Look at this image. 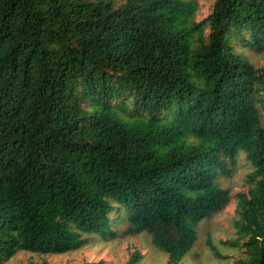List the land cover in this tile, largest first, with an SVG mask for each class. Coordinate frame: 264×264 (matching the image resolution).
I'll use <instances>...</instances> for the list:
<instances>
[{
    "label": "trees",
    "instance_id": "16d2710c",
    "mask_svg": "<svg viewBox=\"0 0 264 264\" xmlns=\"http://www.w3.org/2000/svg\"><path fill=\"white\" fill-rule=\"evenodd\" d=\"M211 1L0 0V264L143 231L178 264L240 154L264 264V0Z\"/></svg>",
    "mask_w": 264,
    "mask_h": 264
},
{
    "label": "rangeland",
    "instance_id": "374dc122",
    "mask_svg": "<svg viewBox=\"0 0 264 264\" xmlns=\"http://www.w3.org/2000/svg\"><path fill=\"white\" fill-rule=\"evenodd\" d=\"M198 9L196 20L205 18L211 7V0H196ZM251 60L257 66H264V54L253 55ZM251 168L242 154L236 164L230 167V174L220 176L221 187L230 192V201L209 218L202 219L196 228L197 239L178 264H235L245 257L240 237L234 224L236 218L235 204L237 194L248 188L247 177ZM125 224L121 226L123 230ZM99 237L101 235L98 234ZM88 245L67 253L56 255H39L18 252L4 264H28L46 261L49 264H84L85 262L104 260L106 264H127L132 254L138 252L137 264H170L165 252L151 243V234L143 231L135 235H123L117 239H101L91 237ZM212 246L219 255L215 254Z\"/></svg>",
    "mask_w": 264,
    "mask_h": 264
}]
</instances>
